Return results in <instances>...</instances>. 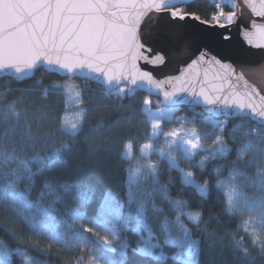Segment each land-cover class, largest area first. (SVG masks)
Masks as SVG:
<instances>
[{
    "label": "snow or ice",
    "instance_id": "6c2138e0",
    "mask_svg": "<svg viewBox=\"0 0 264 264\" xmlns=\"http://www.w3.org/2000/svg\"><path fill=\"white\" fill-rule=\"evenodd\" d=\"M181 2L184 0H0V75L20 80L47 66L48 71L98 83L105 99H130L144 88L163 95V101L156 102L155 112L152 100L145 98L142 113L145 124L151 128L147 133L149 140L162 134L167 147L144 143L138 146L140 155L134 157L138 142L128 139L121 153V158L129 163L126 199L120 201L110 190L102 192L99 208L92 216L89 206L96 188L87 178L55 184L44 180L35 199L32 192L36 177L63 162L81 136L95 139L108 123L100 121L86 129L88 109L80 107L84 99L68 85L54 83L43 89L45 99L50 92L64 90L66 95L74 96L76 106L71 118L66 110L55 117L51 131L42 130V125L48 123L45 117L49 109H36L42 114L37 118L23 94L11 103L0 104V208L13 225L22 223L32 236L44 237L48 249L58 245L67 251L87 250V264H163L169 259L172 264H200L205 245L222 249L228 240L231 250L238 253L239 264H254L256 256L245 246L247 238L253 250L264 257V195L252 198L244 191L252 186L264 193L262 90L249 83L243 67L237 71L233 64L209 56L207 50L200 51L180 75L162 80L140 64L144 61L153 68L166 64L165 55L146 54L152 48L146 47L147 26L142 25L149 13L167 12L178 20L191 15L200 20L199 16L177 8L176 4ZM228 3L236 7L235 0ZM245 4L255 16L264 18V0H245ZM215 7L219 11L202 23L223 28L236 20L237 12H225L219 4ZM252 28L254 31L245 32L248 43L264 48V23L252 21ZM176 39L184 42L186 51L190 50L191 40L182 36ZM204 65L207 67L201 73ZM177 105H187L192 116L177 117ZM197 107L200 112H196ZM197 117L204 129L197 128ZM237 118L247 122V127L241 123L229 129V121ZM166 119L178 120L181 126L164 131L162 122ZM185 123L193 126L186 128ZM174 151L196 171L181 168ZM153 152L167 161V171L178 172L181 188L189 189L178 191V197L198 196L202 208L210 192L215 191L223 213L242 218L236 231L218 237L215 231L208 232L203 227L207 222L202 210L185 211L189 201L170 194L174 184L171 176L168 183L161 182L159 162L149 159ZM217 161L225 163L216 164ZM210 164L213 166L209 169ZM247 169H252V173ZM148 181L151 191L141 194L142 185ZM161 205H167V210ZM86 221L92 227L85 226ZM130 224V230L139 238L135 245L121 238ZM0 230L13 241L22 238L7 223L0 225ZM166 247L174 252L166 254ZM30 248L45 255L37 244ZM129 251L138 259L130 262ZM14 254L19 256L20 264H46L28 250L10 248L0 240V264H10ZM75 264H85L84 257H79Z\"/></svg>",
    "mask_w": 264,
    "mask_h": 264
},
{
    "label": "trees",
    "instance_id": "16d2710c",
    "mask_svg": "<svg viewBox=\"0 0 264 264\" xmlns=\"http://www.w3.org/2000/svg\"><path fill=\"white\" fill-rule=\"evenodd\" d=\"M221 1L222 3L220 4L224 11L229 12L230 9L226 1ZM216 2L217 0H195L183 9L199 16L203 21L211 20L212 15L219 11L215 7ZM221 23H223V21H221ZM66 82V78L64 79L55 73H49L43 68L35 71L32 78L22 82H18L14 78L8 76L0 77V104L5 102L11 103L23 94L27 97L26 103L31 107L33 114L37 118H40L42 114L37 112L36 109H49L45 117L48 123L42 125V130L51 131L55 127L52 123L54 118L64 114L65 110L67 114H69L70 108L68 106L65 108L66 95L64 90L56 94L50 92L45 99L43 97V89L50 88L54 83L63 85L66 84ZM75 82L81 85L79 90H81V95L84 99V104L81 105V107L88 109V120L85 123V128L95 127L100 121L108 123L109 126L104 128L95 139L81 136L74 144L72 153L66 156L63 162L57 165L52 171L45 172L42 176H37L36 187L32 192V198L35 199L38 196L44 180H48L55 184L57 181L73 183L87 178L96 188V196L89 206L91 209L89 216H92L95 214V210L99 208L100 195L102 192L110 190L120 201L123 202L126 199L125 181L127 179L129 163L121 158L123 144L126 143L128 139H135L138 145L137 148L134 149L133 155L134 157H138L140 155L138 151L139 145L152 143L156 148H164L165 138L161 134L158 138L149 140L147 133H150L151 128L150 125L145 124V117L142 113V109L144 108L143 101L145 98L152 100V109H157L156 102L159 100L157 97L138 91L130 99L125 98L123 100H117L115 97L105 99L102 96L101 86L87 81L75 80ZM85 85L87 86L85 87ZM93 100L95 103H93ZM89 105H91V108H89ZM159 107H162L161 104ZM180 108L182 110L177 117L192 116L189 107L183 106ZM200 111V108H196V112ZM205 114L207 115V113ZM199 121L200 118L197 117V128L204 129L205 125ZM241 123H244L245 128L247 127V122H241L238 118L232 119L229 121V129H231L233 125ZM180 126V122L175 120L173 123L163 122L162 128L164 131H169L172 128H178ZM192 126L193 125L189 123L184 124L186 128H191ZM241 131H243V129ZM57 136H59V133H57ZM211 139L212 137H209V143ZM29 155H31V153H29ZM173 155L176 156L181 168L186 171H196L194 168H191L179 152H173ZM150 158L152 162H159L160 164V179L162 183H168L169 176L173 178L174 184L170 192L173 198H183L189 201V208L185 209V211H203L204 220L207 222L203 227H206L208 232L215 231L218 237H223L227 232L236 231L240 226L242 218L226 216L223 213L222 204L217 198V193L215 191L210 192L209 199L203 202L202 208L200 207L202 202L198 196L178 197V191H189V189L181 188L178 172L175 170L171 172L167 171V161L161 159L157 154H152ZM232 158L234 159L235 157L233 156ZM133 161H135V159H133ZM222 163H225V161L216 162V164ZM212 166L213 165L210 164L208 166L209 169ZM247 171L252 173L253 170L247 169ZM224 175H226V171ZM205 178H207L206 173ZM199 182H202V180ZM146 191H151V181L142 185L140 189L141 194ZM244 191L247 196L252 198L264 195V193L257 191L252 186L245 188ZM157 203H159V197H157ZM161 206L167 210V205ZM58 207H61L62 210V206ZM126 214L127 210H125V215ZM210 216L212 217L211 220H209ZM243 218L246 219L247 216ZM5 223H7L9 227H14L17 233L22 234L20 241H13L0 230V240H3L10 248L20 247L26 249L31 256L40 260H45L46 264H75V261L81 256L84 257L85 264H87L89 255L87 250L84 252H81L79 249L67 251L60 248L58 245H53L51 249H48V241L44 237L32 236L27 226L22 223L17 222L13 225L8 220V216L4 214V209L0 208V225ZM85 226L92 227V224L86 221ZM128 227L129 231L123 232L121 238L126 239L130 245H135L139 238L130 230L133 225L130 224ZM85 235L93 240L95 239V237H91L90 233H85ZM31 244H37L40 249H43L45 255H40L39 252L32 251L30 248ZM245 246L256 256L254 264H264V257H261L258 252L253 250L252 246L247 242V238L245 240ZM165 252L171 255L174 249L166 247ZM115 255L118 258L119 253L117 252ZM128 255L130 262L138 259V257L133 256L131 251H129ZM237 256L238 253H234L229 246V241L225 240L222 249L220 246L209 249L207 245H205L201 252L200 264H239L238 259H236ZM10 264H20L19 256L15 254L12 255ZM163 264H172V261L169 259L163 262Z\"/></svg>",
    "mask_w": 264,
    "mask_h": 264
},
{
    "label": "water",
    "instance_id": "95a60500",
    "mask_svg": "<svg viewBox=\"0 0 264 264\" xmlns=\"http://www.w3.org/2000/svg\"><path fill=\"white\" fill-rule=\"evenodd\" d=\"M193 1L195 0H184V2L177 3L176 7H187ZM235 4V8L230 3H228V6L230 11L237 12V18L232 24H227L223 28L219 27V25L202 23V20H195L191 15L184 20H178L171 18L167 12L149 13L142 25V28L147 26L145 36L148 42L146 43V47L152 48V52L146 54L153 55L159 53L165 55L166 64L153 68L144 61H140L141 66L152 71L157 79L162 80L167 76L180 75L181 70L185 69L192 60L196 59L200 51L207 50L209 56H216L222 63L233 64L237 68V71L243 67L245 78L249 83L254 84L258 89L262 90L261 94H264V48L250 45L245 37V32L254 31L252 21L264 23V18L255 16L247 4H245V0H235ZM177 36L191 40L190 50L186 51L184 49V42L176 39ZM142 42H144L143 39ZM204 67H207V65L201 68V73ZM43 68L46 70L47 66ZM55 74H58L60 77H75L82 81H89L79 76H72L71 74L68 76L62 73ZM5 76L7 75H0V77ZM32 77L33 75L20 80L14 77L11 78L22 82ZM89 82L99 85L93 81ZM166 88L170 90V86H166ZM138 91L153 95L163 101L162 93H157L155 89L144 88L138 89L136 92ZM177 106L188 107L187 105ZM221 118L223 117H219V119Z\"/></svg>",
    "mask_w": 264,
    "mask_h": 264
},
{
    "label": "rangeland",
    "instance_id": "374dc122",
    "mask_svg": "<svg viewBox=\"0 0 264 264\" xmlns=\"http://www.w3.org/2000/svg\"><path fill=\"white\" fill-rule=\"evenodd\" d=\"M220 3H222V1L221 0H217V2H216V4H219L220 5V7H222L221 6V4ZM212 24H214V23H212ZM66 79H67V82H66V84H63V85H68V86H71L72 87V89H73V92H80L81 93V90H79L80 89V84H78V83H76L75 82V80L76 79H74V78H72V77H66ZM66 95V94H65ZM66 101H67V106L70 108V112H69V117L71 118L73 115H74V113H75V111H76V106H75V104H74V96H69V95H66ZM65 101V102H66ZM152 106V105H151ZM81 107V106H80ZM154 112L156 111V109H152ZM181 108H176V116H178V114H179V112H181ZM181 117V116H180ZM173 121H175V119H173V120H171V121H169V120H164L163 122H167V123H170V122H172L173 123ZM163 122H162V126H163ZM164 148H166L167 146L164 144ZM175 152V151H174ZM156 154V152H153L152 154ZM151 154V155H152ZM151 155H150V157H151ZM149 157V159L151 160V158ZM133 163H135V161H133Z\"/></svg>",
    "mask_w": 264,
    "mask_h": 264
}]
</instances>
